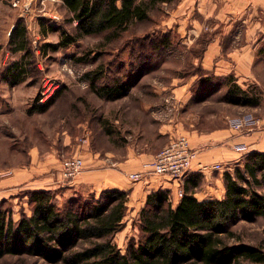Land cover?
<instances>
[{"label":"rangeland","instance_id":"rangeland-1","mask_svg":"<svg viewBox=\"0 0 264 264\" xmlns=\"http://www.w3.org/2000/svg\"><path fill=\"white\" fill-rule=\"evenodd\" d=\"M195 2L175 0L159 6L149 20L133 25L116 40L87 36L55 51L51 44L63 31L71 33L76 24L60 0L0 3V206L14 222L22 213L31 214L27 199L32 190H53L59 205L77 192L89 195L88 188H69V181L62 177L61 167L68 158L81 156L85 161L87 155L108 151L122 156L128 147L157 152L171 135H187L184 129L192 123L206 129L218 124V115L223 114L226 127L229 117L237 120L259 114L264 90L256 81L238 83L243 88H259L261 100L256 105L226 101V85L215 79L218 76L209 75L210 82H202L201 78L212 74L201 64L209 41L228 29L229 23L232 29L236 24L238 32H243L245 24L228 12L227 0L203 3L204 9ZM47 25L56 29L44 34ZM14 26L27 30L25 51L11 50L9 34ZM166 35L169 40L162 42ZM242 40L243 33L237 41ZM261 50L259 47L258 52ZM16 60L26 62V75L14 84L5 72ZM258 73L264 83L262 65ZM185 81L192 82L191 90H185L186 103L173 90ZM167 123L174 127L180 123L178 132L160 133ZM242 152L230 160L226 170L233 172L235 164L242 162L248 153ZM184 179L176 180L173 201L180 199ZM200 182L198 192L205 189L204 176ZM222 183L225 188L223 176L219 184L214 180L210 192L218 193ZM253 187L264 193V184ZM127 191L124 224L113 236L121 252L140 236L137 221L146 199L144 192ZM229 226L235 233L231 243L264 254V216L240 219ZM0 264L53 263L40 256L21 255L2 257ZM236 264L264 262L242 260Z\"/></svg>","mask_w":264,"mask_h":264},{"label":"trees","instance_id":"trees-1","mask_svg":"<svg viewBox=\"0 0 264 264\" xmlns=\"http://www.w3.org/2000/svg\"><path fill=\"white\" fill-rule=\"evenodd\" d=\"M7 1L0 0V3ZM60 1L76 24L71 33L63 31L59 40L51 44L53 51L87 36L101 35L109 41L116 40L133 25L149 20L159 6L175 0ZM55 29L47 25L44 34ZM167 40L166 35L162 42ZM9 44L13 52L26 50L24 26L13 27ZM46 51L41 48L42 53ZM25 71L26 62L16 60L8 66L5 75L15 84L24 80ZM206 75L201 78L202 82H210L209 77L213 76ZM215 79L226 85L224 99L229 103L256 105L261 100L259 88L241 87L232 73ZM202 177L199 172L185 176L183 194L176 204L167 189L148 193L137 221L140 236L137 241L128 242L125 252L113 242V236L124 224L129 201L127 190L104 189L97 197L93 192L86 196L80 191L62 205L56 201L53 190H32L27 199L30 215L22 213L14 222L0 206V258L40 256L53 264L264 262V254L259 250L230 242L235 233L229 226L240 219L264 216V193L253 187L264 184V152L247 153L242 162L235 164L233 172L223 173L225 192L220 199L196 198Z\"/></svg>","mask_w":264,"mask_h":264},{"label":"crops","instance_id":"crops-1","mask_svg":"<svg viewBox=\"0 0 264 264\" xmlns=\"http://www.w3.org/2000/svg\"><path fill=\"white\" fill-rule=\"evenodd\" d=\"M185 3L190 0H184ZM212 0H197L196 7L204 9L203 3ZM228 12L235 16L237 21L244 25L243 32H238L237 25L228 24V29L217 34L207 44L201 64L204 69L213 75L221 77L230 73L234 74L237 83L256 81L262 90L264 83L260 80L258 70L263 69L264 78V0H227ZM246 16V17H244ZM243 33V40L238 42L240 34ZM229 35L230 46L227 47L225 37ZM262 47L261 52L258 48ZM191 81H185L177 85L176 95L187 102L188 96L185 90H191ZM248 85V83H246ZM259 114H251L255 121L237 130L231 126L235 118L229 117L226 127L223 126V114L218 115L219 123H214L212 127L198 129L193 123L189 129H184L192 148L196 150V156L192 161L189 173L199 172L206 179L205 189L195 192L198 200H208L211 198L220 199L223 197L225 188L222 187L216 192H210L214 188V180L220 183L223 173L229 167L230 160L242 151L264 152V107ZM217 119V118H216ZM180 123L174 127L167 123L160 133L169 135L173 130L178 132ZM173 136V135H171ZM170 136V137H171ZM169 137V139H170ZM241 146V148H240ZM156 152L136 151L128 147L122 156L115 152L108 151L106 154L95 156H85V165L71 181L69 188L82 189L88 188L90 192L99 194L104 189L117 188L129 190L132 194L144 192L147 195L157 189H167L171 195L175 193L176 181L164 175H148L140 181L133 182L128 178V173L144 169ZM214 163H220L221 169L214 170L209 168ZM207 165L206 168L203 166ZM133 170V171H132ZM132 182V183H131ZM54 187V186H53ZM52 188V187H45ZM179 197L174 199V204Z\"/></svg>","mask_w":264,"mask_h":264},{"label":"built area","instance_id":"built-area-1","mask_svg":"<svg viewBox=\"0 0 264 264\" xmlns=\"http://www.w3.org/2000/svg\"><path fill=\"white\" fill-rule=\"evenodd\" d=\"M254 121L255 119L252 115H245L243 118L232 121L231 126L234 129L240 130L245 125H249ZM195 156L196 150L191 147L187 135H173L170 137L169 141L155 153L153 158L147 162L144 169L129 172L128 178L136 182L148 175H164L176 181L189 173ZM206 166L207 165H204L203 167L206 168ZM209 168L218 170L222 168V165L220 163H214L210 165ZM83 169L84 159L81 156H73L63 162L61 175L65 180L71 181ZM182 194L183 192L180 190V197Z\"/></svg>","mask_w":264,"mask_h":264}]
</instances>
